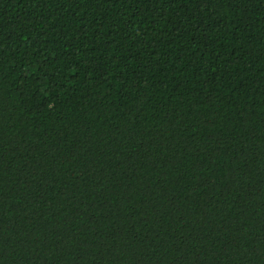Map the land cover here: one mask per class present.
<instances>
[{
  "label": "trees",
  "instance_id": "trees-1",
  "mask_svg": "<svg viewBox=\"0 0 264 264\" xmlns=\"http://www.w3.org/2000/svg\"><path fill=\"white\" fill-rule=\"evenodd\" d=\"M0 264H264V0H0Z\"/></svg>",
  "mask_w": 264,
  "mask_h": 264
}]
</instances>
